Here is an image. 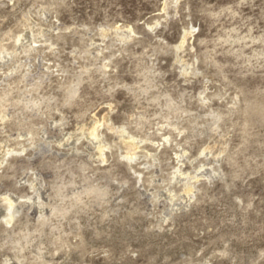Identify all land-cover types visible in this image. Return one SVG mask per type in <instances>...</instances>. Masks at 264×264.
Segmentation results:
<instances>
[{
  "label": "clouds",
  "instance_id": "9594fccd",
  "mask_svg": "<svg viewBox=\"0 0 264 264\" xmlns=\"http://www.w3.org/2000/svg\"><path fill=\"white\" fill-rule=\"evenodd\" d=\"M87 3L0 0V264H54L126 190L173 239H122L104 264H264L244 194L264 172V0Z\"/></svg>",
  "mask_w": 264,
  "mask_h": 264
},
{
  "label": "rangeland",
  "instance_id": "374dc122",
  "mask_svg": "<svg viewBox=\"0 0 264 264\" xmlns=\"http://www.w3.org/2000/svg\"><path fill=\"white\" fill-rule=\"evenodd\" d=\"M89 6L87 0H81V7L77 11L83 14ZM121 7L125 15H131L136 5L134 0L132 2L121 0ZM9 13L10 7L0 10V16L9 15ZM40 147L41 150H45L44 145ZM248 184L251 187H246L244 194L247 197H255L253 204L256 212L260 213V217H264V204H261V200H264V172L250 179ZM213 192L218 197L217 203L202 206V208L204 215L209 220L219 223V219L225 212H228L229 215L231 214L229 210L232 209V202L227 194H223V189L219 182L216 183ZM123 195L125 196V201L122 203V206H117L116 211L110 218L97 219L91 229L82 231L79 240L71 242L65 251H61L56 255L54 264H104L103 257L93 255V253H99L100 249L109 244L119 245L122 239H128L134 247L141 246L148 239H154V242L157 244L164 239L168 242L172 241L173 238L168 236L167 233L159 238H154L155 234L144 233V228L156 223L157 217L155 214L149 215L153 210L151 205L148 204L147 197L143 193H140L139 190H126ZM159 210L158 208L156 211ZM39 211L38 206H33L31 215L35 217L39 215ZM45 214H48V210H45ZM237 215L244 219L258 220L260 218L252 212L248 214L237 213ZM191 220L192 217L187 216L176 218L178 224H186ZM222 230L227 231L231 229ZM237 248L239 250L242 246H237Z\"/></svg>",
  "mask_w": 264,
  "mask_h": 264
}]
</instances>
